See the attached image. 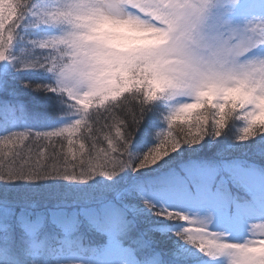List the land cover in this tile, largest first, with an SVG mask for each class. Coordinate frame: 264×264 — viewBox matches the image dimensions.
<instances>
[{
    "label": "snow or ice",
    "instance_id": "1",
    "mask_svg": "<svg viewBox=\"0 0 264 264\" xmlns=\"http://www.w3.org/2000/svg\"><path fill=\"white\" fill-rule=\"evenodd\" d=\"M0 264H264V0H0Z\"/></svg>",
    "mask_w": 264,
    "mask_h": 264
},
{
    "label": "trees",
    "instance_id": "2",
    "mask_svg": "<svg viewBox=\"0 0 264 264\" xmlns=\"http://www.w3.org/2000/svg\"><path fill=\"white\" fill-rule=\"evenodd\" d=\"M24 78L28 79V78H32L31 74H28L27 76H25ZM41 97L40 96H36V99L33 101V107L36 109V111L40 114L36 119H31L28 121H25L22 117H17L16 118V123L19 124L20 126H32V127H42V126H57L59 124L64 123V120L62 118H60L58 113H54L51 114L50 116H48L46 119H41V116H44V106L42 103H40ZM154 141H149L148 143H142L140 145H135L133 146V151H146L148 149V147L151 146V143H153ZM159 219H163V218H159ZM169 224H171V222H167ZM161 231H167L166 228H161Z\"/></svg>",
    "mask_w": 264,
    "mask_h": 264
}]
</instances>
